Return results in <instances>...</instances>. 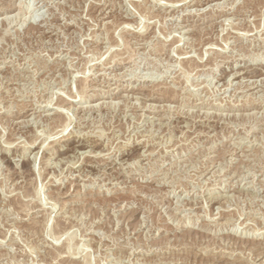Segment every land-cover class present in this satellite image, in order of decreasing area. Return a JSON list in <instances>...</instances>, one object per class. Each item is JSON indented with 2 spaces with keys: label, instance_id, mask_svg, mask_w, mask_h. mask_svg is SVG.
<instances>
[{
  "label": "rangeland",
  "instance_id": "374dc122",
  "mask_svg": "<svg viewBox=\"0 0 264 264\" xmlns=\"http://www.w3.org/2000/svg\"><path fill=\"white\" fill-rule=\"evenodd\" d=\"M263 260L264 0H0V264Z\"/></svg>",
  "mask_w": 264,
  "mask_h": 264
},
{
  "label": "bare ground",
  "instance_id": "6f19581e",
  "mask_svg": "<svg viewBox=\"0 0 264 264\" xmlns=\"http://www.w3.org/2000/svg\"><path fill=\"white\" fill-rule=\"evenodd\" d=\"M192 1V0H191ZM194 4V3H193ZM192 5V4H191ZM167 7L168 6H176V4H170V5H166ZM11 67V66H10ZM235 74H237V73H235ZM234 76V75H233ZM234 77H236V76H234ZM252 92V91H251ZM255 93V92H254ZM3 98V97H2ZM253 100V99H252ZM247 103V102H246ZM252 103V102H251ZM237 105V104H236ZM260 105V104H259ZM27 120V119H26ZM33 120V119H32ZM63 131V130H62ZM251 132V131H250ZM10 146V145H9ZM245 151V150H244ZM82 153V152H81ZM84 154V153H83ZM86 154V153H85ZM222 172V171H221ZM255 172V171H254ZM222 174V173H221ZM218 175V174H217ZM233 176V175H232ZM254 176V175H253ZM209 179V178H208ZM237 180V179H236ZM239 181V180H238ZM247 183V182H246ZM249 183V182H248ZM193 190V189H192ZM216 200V199H215ZM179 202V201H178ZM217 202V201H216ZM192 216V215H191ZM254 233H255V231H254ZM264 261V260H263Z\"/></svg>",
  "mask_w": 264,
  "mask_h": 264
}]
</instances>
